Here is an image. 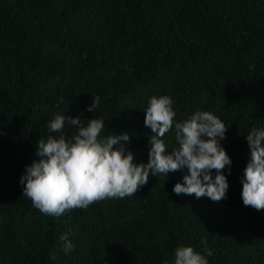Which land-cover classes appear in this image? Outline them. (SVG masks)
<instances>
[{
	"label": "trees",
	"instance_id": "1",
	"mask_svg": "<svg viewBox=\"0 0 264 264\" xmlns=\"http://www.w3.org/2000/svg\"><path fill=\"white\" fill-rule=\"evenodd\" d=\"M161 94L177 121L201 109L225 122L224 198L175 193L187 168L59 216L24 195L20 176L54 113L102 117L105 134L128 132L126 149L146 163L144 111ZM261 126L264 0H0V264H164L189 244L211 248L209 264H264V209L240 195L245 135ZM163 139L178 146L174 125Z\"/></svg>",
	"mask_w": 264,
	"mask_h": 264
},
{
	"label": "clouds",
	"instance_id": "2",
	"mask_svg": "<svg viewBox=\"0 0 264 264\" xmlns=\"http://www.w3.org/2000/svg\"><path fill=\"white\" fill-rule=\"evenodd\" d=\"M175 101L169 94L148 98L144 124L151 129L148 138V160L135 162L134 154L126 149L128 132L105 134V119L95 117L85 122L81 116L57 112L48 121L52 133L37 142L38 160L25 165L20 176L23 193L35 207L49 215L59 216L73 207H88L94 200L105 197H124L136 193L145 185L149 173L166 176L171 171L187 168L182 181L173 185L177 194L206 195L212 200L226 196L232 158L222 144L228 127L213 111L197 109L187 118L175 120ZM99 97L94 96L89 111L97 110ZM74 131L69 136L65 126ZM175 127L176 147L168 151L163 139ZM75 126V127H73ZM54 133H60L54 135ZM250 148V160L241 176V200L257 210L264 209V126L251 127L245 135ZM213 170H215L213 172ZM61 235L63 249L74 248ZM206 253V254H205ZM213 250L204 247L197 251L192 245H179L174 250V261L164 264H209Z\"/></svg>",
	"mask_w": 264,
	"mask_h": 264
}]
</instances>
